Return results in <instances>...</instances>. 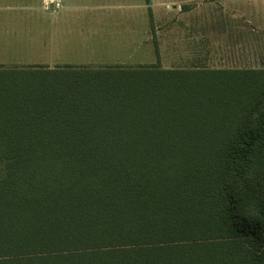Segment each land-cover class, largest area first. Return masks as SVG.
<instances>
[{"label":"trees","instance_id":"obj_1","mask_svg":"<svg viewBox=\"0 0 264 264\" xmlns=\"http://www.w3.org/2000/svg\"><path fill=\"white\" fill-rule=\"evenodd\" d=\"M153 44L0 65V264H264V68L162 69Z\"/></svg>","mask_w":264,"mask_h":264},{"label":"rangeland","instance_id":"obj_2","mask_svg":"<svg viewBox=\"0 0 264 264\" xmlns=\"http://www.w3.org/2000/svg\"><path fill=\"white\" fill-rule=\"evenodd\" d=\"M37 3L42 2L41 0H0V21H5L7 29H10V31H7L5 38L0 40V64L5 63L7 65L8 63L16 62L51 64L54 60H58L59 63H71L69 65L76 67L99 69L98 65H95L91 59L110 56L109 52L111 50H106L104 42H99V44L96 45L97 52H95L93 48L82 47V43L74 40L56 41L54 46L55 50L49 49L48 51L42 48V42L39 41H17V48H15L14 42L13 47L9 48L13 36H15V31L13 30L14 25L12 23L15 20L21 19L27 21L31 19L32 16L40 15V13H38L39 5H37ZM72 3L73 4L70 8L65 9L64 13V15L71 18L88 17L96 13L112 14L115 9L112 2H109V7L97 8V10L83 8V4H80L81 2H79V0H75ZM199 4V7L196 8L193 13L189 14V16L196 17L193 18L197 21L196 23L193 20V22H195L194 28L197 29L195 33L193 32L194 36L197 37L196 42H199L201 45L204 44L205 48L206 42H210V45H208L209 50L207 49L210 55L206 57L207 59H205L203 65L208 68H264V0H242V6L237 2L232 3L231 6L224 9L219 8L217 4L212 3L210 0L199 1ZM170 6L171 5H168L167 9L164 11V15H167V20L185 13V9L183 8L179 12ZM155 14L163 15L162 12L159 11H155ZM224 17H235L234 19L242 17V24H222L218 20ZM178 27V25L173 24L164 26L163 28L175 30ZM228 28L233 30L232 33L226 34L227 32L224 29ZM241 28L242 35L241 33H238V30ZM211 33H214L215 35L218 33L219 35L214 37ZM27 36L31 35H23V37ZM181 36V34H176L175 31H172L164 34L162 40L159 41L162 48L161 57H159V66L162 69H177V67H183L189 62L187 57H175L174 55L176 51V41L181 40ZM241 44L242 51L238 49V46ZM147 48L150 47L145 46V55H139V53L135 54L136 57H133L131 60L132 64L123 67L134 68L138 66L137 63H144V65L157 64L156 56L149 54ZM204 50L205 49H203V53L206 51ZM116 51H119L124 55L126 53V50ZM183 52L192 53L194 51L191 50L189 44L180 41L178 53ZM201 62L202 57L197 63L199 64ZM78 63H80V65H77ZM7 66L26 67L28 65L13 64ZM50 66L46 67L54 68L62 65L55 64ZM0 173H2L1 166Z\"/></svg>","mask_w":264,"mask_h":264},{"label":"crops","instance_id":"obj_3","mask_svg":"<svg viewBox=\"0 0 264 264\" xmlns=\"http://www.w3.org/2000/svg\"><path fill=\"white\" fill-rule=\"evenodd\" d=\"M73 1L75 0H41L42 3H37V5H39L38 13H40V15L32 16V18L27 21L21 19L15 20L12 23L14 25L13 30L15 31V36H13L9 48L13 47V42L15 48H17V41H39L42 42V48L48 51L49 49L55 50L54 46L56 41L74 40L82 43V47L93 48L95 52H97L96 45L99 44V42H104L106 50H111L109 52L110 56L104 57L107 59L98 57L91 59V61L95 65H98L99 68L116 65L125 66L132 64L131 60L133 57H136L135 54L139 53V55H145V46L150 47L147 48L149 54L155 55L154 40L157 42L159 57H161L162 48L159 41L162 40L164 34L175 31L176 34L179 33L182 35V39L176 41V51L174 55L175 57H187L189 61L183 67L177 68L205 66L203 63H205L206 57L210 55L208 53V45H210V42L205 39L208 42H206V48L204 44L201 45L199 42H196L197 37L193 34V32L195 33L197 30L194 28V23H197V21L193 19L196 17L189 16V14L193 13L195 9L199 7V1L204 0H149L148 5H146L144 0H79V2H81L80 4H83V8L97 10V8L109 7V2H112L115 9L112 14L96 13L88 17L71 18L64 15V13L66 8H70ZM210 1L217 4V6L222 9L237 2L242 6V0ZM168 5H171V8L179 12L182 8L185 9V13H183L185 15L181 14L180 16L167 20V15H164V11L167 9ZM148 8L152 13L151 18L148 13ZM155 11L162 12L163 15H156ZM229 18L230 17H224L218 21L225 25L242 24V17L239 19H234L235 17ZM193 20L195 22H193ZM173 24L179 27L175 30L163 28L164 26ZM224 30H226V34H230L233 31L230 28ZM7 31H10V29H7L5 21H0V35H2L0 36V40L5 38ZM238 33L242 35V28L238 30ZM26 34L31 36L23 37V35ZM211 34L214 37L219 35L218 33H216V35L214 33ZM180 41L189 44L191 50L194 52L178 53ZM203 49L206 50H204L206 54L203 53ZM238 49L242 51V44L238 46ZM116 50H126V53L124 55ZM201 57L202 62L198 64L197 61L199 62ZM13 64L41 66L56 64L63 66L71 63H59L58 60H54L51 64L16 62L8 63L7 65ZM137 64L144 65V63ZM0 65L7 66L5 63H1ZM77 65H80V63Z\"/></svg>","mask_w":264,"mask_h":264}]
</instances>
